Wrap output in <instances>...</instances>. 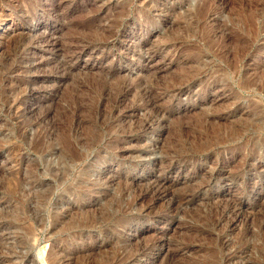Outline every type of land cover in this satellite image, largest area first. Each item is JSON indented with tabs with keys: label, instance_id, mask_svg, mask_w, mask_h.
<instances>
[{
	"label": "rangeland",
	"instance_id": "rangeland-1",
	"mask_svg": "<svg viewBox=\"0 0 264 264\" xmlns=\"http://www.w3.org/2000/svg\"><path fill=\"white\" fill-rule=\"evenodd\" d=\"M12 1L32 19L0 29V264H264V0ZM164 177L200 195L170 221L137 200Z\"/></svg>",
	"mask_w": 264,
	"mask_h": 264
},
{
	"label": "bare ground",
	"instance_id": "bare-ground-1",
	"mask_svg": "<svg viewBox=\"0 0 264 264\" xmlns=\"http://www.w3.org/2000/svg\"><path fill=\"white\" fill-rule=\"evenodd\" d=\"M24 2H26L27 4L30 2V0H22ZM12 2H15V7L16 8H21L22 7V2L21 0H13ZM23 2V3H24ZM25 3V4H26ZM13 7V5H12ZM13 7V8H15ZM26 8V7H25ZM17 10V9H15ZM24 11V10H23ZM16 12V11H15ZM11 13V14H7V15H4V16H0V29L2 27H4L5 25L7 24H12L14 22H17V23H22V20H25V21H30L32 19V15L28 12H23V14H20V13ZM17 14V15H16ZM8 20H10V22H8ZM24 21V22H25ZM242 21V20H241ZM250 24V23H249ZM253 25V23H251ZM246 26H248V24H246ZM251 26V25H249ZM254 27V26H253ZM252 27V28H253ZM246 28V27H245ZM251 28V29H252ZM255 30V29H254ZM88 31V30H87ZM254 32V31H253ZM17 34V33H15ZM20 35V34H19ZM3 36V33H0V47L2 46L3 42H2V37ZM229 36V35H228ZM246 36V35H245ZM241 41V40H240ZM239 41V42H240ZM243 41V40H242ZM241 41V43H242ZM240 49V48H239ZM243 49V48H242ZM232 56V55H231ZM68 66L65 65V73H68L69 71L68 70ZM62 71V70H61ZM126 90V89H125ZM118 93V92H117ZM114 94V93H113ZM124 94V93H123ZM116 95V94H115ZM114 95V96H115ZM119 96V95H118ZM116 99V97H115ZM118 99V98H117ZM152 100V99H151ZM118 101V100H117ZM154 101V100H153ZM116 102V101H115ZM156 103V102H155ZM135 105V104H134ZM154 105V104H153ZM133 107V106H132ZM131 107V108H132ZM136 108V107H135ZM134 112V111H133ZM235 112V111H234ZM259 122V121H258ZM242 123V122H241ZM143 126L144 127H147V128H151L152 126V123L150 121H146L143 123ZM232 126V125H231ZM233 127V126H232ZM146 128V129H147ZM216 129V128H215ZM141 130V129H140ZM217 130V129H216ZM242 130V129H241ZM128 132V131H127ZM123 135V134H122ZM38 136V135H37ZM126 136V135H125ZM204 136V135H202ZM212 136V135H211ZM132 137V136H131ZM134 137V136H133ZM140 137V136H139ZM112 138V137H111ZM129 138V137H128ZM202 138V137H201ZM101 139V138H100ZM198 139V137H196V140ZM213 139V138H212ZM212 139H210V141H208L209 143L207 144H201V146H199V149L200 150H210L211 146L213 145V141ZM224 139V138H223ZM175 140V139H174ZM200 140V139H199ZM67 141V140H66ZM181 141V140H180ZM225 141V140H224ZM235 141V140H234ZM237 141V140H236ZM199 142V141H198ZM41 146V142L38 140V143H37V146ZM180 145V144H179ZM229 145V144H228ZM216 146V145H215ZM232 146V145H231ZM122 147V145H121ZM214 147V146H213ZM219 147V146H218ZM196 148V147H194ZM8 149L11 150L12 154L16 151H18V146L16 145L15 142H10L8 144ZM119 149V148H118ZM185 149V148H184ZM216 151V149H215ZM193 152V151H192ZM199 152V151H198ZM163 153V152H162ZM193 154V153H192ZM198 154V153H197ZM201 154V153H200ZM192 156V155H191ZM187 157H188V154L184 151H182L180 148L179 149H174L173 151L171 152H168L167 153V159L165 160V162H161L159 161L158 164L160 166H165V168L167 170H170L174 167H177V166H180L181 164L185 163V161L187 160ZM219 159V158H218ZM17 161H19V157H16V156H12L11 157V162L12 163H16ZM218 161V160H217ZM157 164V165H158ZM213 164V163H212ZM216 164V163H214ZM215 170V169H214ZM158 171V170H157ZM239 171V170H238ZM244 171V170H243ZM219 173V172H218ZM244 173V172H243ZM227 174V173H226ZM201 176V175H200ZM155 177V176H154ZM229 176H227L228 178ZM237 177V176H236ZM215 178V177H214ZM199 179V178H198ZM232 179V178H231ZM235 179V178H234ZM213 180V179H212ZM224 180V179H223ZM175 181V180H174ZM227 181V180H225ZM233 182V181H232ZM178 183V182H177ZM203 183V182H202ZM205 186L206 183H204ZM152 185V184H150ZM181 185V183H180ZM201 184H199L198 186H200ZM229 185V184H228ZM195 186V185H194ZM205 186H201V189H203L202 187H205ZM209 186V185H208ZM217 189V188H216ZM175 191H178V192H175ZM195 191L194 189L191 187V186H186L180 190H176V189H173V187L171 186V183L169 182V180L164 177V178H159V179H156V184L153 185L152 187H146L144 188L142 191H140V194H139V198H137V200L139 199L140 201L142 200H145V201H149V205H148V208L150 209H157V211H159L160 213H162V217H164V220L165 221H170V214L172 212H176L177 210H179L181 208V206L187 202V198H192V199H197V198H200V195H195ZM204 193V192H203ZM213 195V194H212ZM217 195V193L215 194ZM210 198V197H209ZM212 198H215V196H213ZM85 199V198H84ZM191 199V200H192ZM234 199V198H233ZM211 200V199H210ZM221 201V200H220ZM136 202V201H135ZM230 203V202H229ZM237 203V202H236ZM68 204V203H67ZM228 205V204H227ZM231 205V204H230ZM80 206V205H79ZM238 206V205H237ZM228 209V208H227ZM147 210V209H146ZM145 210V211H146ZM154 210V209H153ZM58 211V210H57ZM151 212H153L152 210H150ZM156 214L158 212H155ZM71 214V213H70ZM69 214V215H70ZM75 214V213H73ZM78 214V213H77ZM218 214V213H217ZM68 217V216H67ZM215 220V219H214ZM213 221V220H212ZM88 222L87 221H81V223L79 224L81 227H85L87 226ZM66 225V224H65ZM127 228V227H126ZM78 231V230H77ZM214 235V234H213ZM165 235H162V234H156V235H153V238L151 240V242L147 245H144L142 247H139L141 250L140 252V257L139 258H135L133 257V260L135 262H138V261H141V260H144L146 259L149 254L152 252V251H156V253H160L161 256H162V253L164 251L167 252L166 250V247L167 245H165V238H164ZM73 238V237H72ZM224 239V238H223ZM167 241V240H166ZM57 245V244H56ZM63 249V248H62ZM61 249V250H62ZM60 253V252H59ZM64 254L63 250L60 254ZM170 253V252H169ZM175 253V252H174ZM60 254H57V253H52L50 252L49 254V258H48V264H63L64 261H62L61 257H59ZM65 255V254H64ZM114 257L115 258V262L119 263L121 262L122 260H120L121 258V255L118 251L115 252L114 254ZM246 256V255H245ZM94 260V259H93ZM123 262V261H122ZM127 264V263H126Z\"/></svg>",
	"mask_w": 264,
	"mask_h": 264
}]
</instances>
